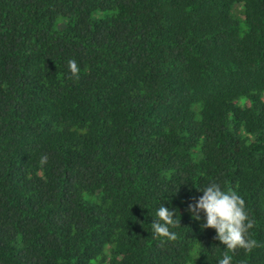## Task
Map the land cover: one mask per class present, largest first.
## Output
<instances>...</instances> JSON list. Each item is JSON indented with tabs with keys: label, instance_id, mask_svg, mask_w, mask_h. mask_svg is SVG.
Instances as JSON below:
<instances>
[{
	"label": "trees",
	"instance_id": "trees-1",
	"mask_svg": "<svg viewBox=\"0 0 264 264\" xmlns=\"http://www.w3.org/2000/svg\"><path fill=\"white\" fill-rule=\"evenodd\" d=\"M213 181L264 264V0H0V264H218Z\"/></svg>",
	"mask_w": 264,
	"mask_h": 264
},
{
	"label": "clouds",
	"instance_id": "clouds-1",
	"mask_svg": "<svg viewBox=\"0 0 264 264\" xmlns=\"http://www.w3.org/2000/svg\"><path fill=\"white\" fill-rule=\"evenodd\" d=\"M68 67L71 76L79 79L80 67L75 59L68 60ZM48 156L42 154L40 165L47 164ZM203 195L195 199L194 203L188 205V211L194 220H201V213L206 220L201 225L202 230L212 228L217 235L214 239L222 242L227 251L218 264H231L232 256L229 251L243 249L246 253H251L255 248L260 247L257 240L250 236V229L255 226L254 218L250 217L246 202L232 187H224L217 182H211L203 189L198 188ZM156 216L159 218L151 224L153 235L158 238H166L168 241L177 239V234L170 229L181 225L180 219L176 218L177 210L170 209L161 205ZM199 257H197L198 259Z\"/></svg>",
	"mask_w": 264,
	"mask_h": 264
}]
</instances>
